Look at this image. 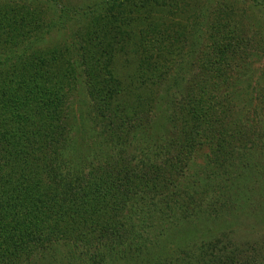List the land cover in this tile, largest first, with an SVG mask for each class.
Masks as SVG:
<instances>
[{"label":"rangeland","instance_id":"374dc122","mask_svg":"<svg viewBox=\"0 0 264 264\" xmlns=\"http://www.w3.org/2000/svg\"><path fill=\"white\" fill-rule=\"evenodd\" d=\"M37 1L0 0V12L14 23L10 34L19 28L15 25L20 22L21 6ZM56 1L79 13L83 7L105 1L114 6L107 8L111 15L131 21V35L132 31L137 36L142 29L146 31L147 47L154 49L158 39L165 45L177 41L180 55L177 52L176 66L172 62L167 66H183L189 71L180 72V76L185 72L184 77L177 78L166 95L184 113H190L195 126L185 128L178 121L168 134L169 109L159 104L160 118L151 128L156 136L146 143L149 147H142L139 135L137 141L127 143L130 147L121 158L126 164L120 162L127 175L125 179L118 175L122 181L121 186L115 182L119 198L111 201L115 206L105 217L117 231L115 238L107 234L109 241L105 242L115 241L108 249L116 254L103 246L95 263L264 264V0H120L114 5L109 0ZM134 1L144 5L135 8ZM56 9H36L37 20L25 36L30 44L22 43L19 36H5L9 49H0L1 58L6 59L0 64V78L28 80L35 72L33 53L63 52L65 45L69 51L78 47L75 30L80 25L65 22L60 29ZM175 27H179L177 32L171 31ZM20 30L26 33L29 28ZM132 68L127 67L133 74ZM164 87L166 90L167 84ZM76 91L65 100L66 105L82 103ZM36 93H30L27 103H33ZM26 104L18 112L14 107H0L1 126L18 129L14 118L26 113ZM177 112L182 114L179 107ZM82 121L87 123L84 117ZM189 130L191 134H187ZM93 136L90 133L84 158L103 175L104 156L112 163L119 157L105 152L109 145L99 146V139ZM187 138L191 143L179 149L178 144ZM157 145L164 152L156 160ZM150 163L154 167L148 171L144 166ZM154 171L158 176H151ZM86 260L82 255L67 262L87 264Z\"/></svg>","mask_w":264,"mask_h":264},{"label":"trees","instance_id":"16d2710c","mask_svg":"<svg viewBox=\"0 0 264 264\" xmlns=\"http://www.w3.org/2000/svg\"><path fill=\"white\" fill-rule=\"evenodd\" d=\"M109 1L114 5L120 0ZM59 3L38 0L32 6L22 5L20 22L15 25L19 28L13 34L10 30H14V23L0 12V49H9L7 34L23 38L22 43L27 41L25 36L37 20L39 7L43 10L58 7L56 26L62 30L65 22L80 25L75 30L78 44L75 49L69 51L70 47L65 45L63 52L48 49L44 55L33 53L35 72L30 79L0 78L2 109L14 107L18 112L27 98L37 92L33 103L26 104V113L22 116L17 113L14 118L18 129L0 124V264H69L70 258L82 255L87 264H96L103 246L105 251L116 254L108 249L115 241L105 242L109 241L107 234L115 238L117 231L105 217L112 213L114 199L119 198L115 182L121 186L122 181L118 175L123 179L127 175L123 168L126 162L121 159L130 147L127 143L137 141L138 135L143 137L142 147L153 141L156 135L151 128L160 118H157L159 104L169 109L168 134L178 121L185 128L195 126L189 120L190 113H184L174 98L168 99L166 95L177 84V78L189 72L183 66L176 69L167 66L168 62L176 66L180 52L177 41H167L165 45L158 39L153 42L154 49L147 47L146 31L142 29L140 36L132 31L131 35V21L126 16L111 15V9L107 8L112 6L105 1L83 7L82 13ZM143 5L134 1L135 8L141 9ZM33 7V11L29 10ZM100 7L102 11H94ZM24 26L29 28L26 33L20 30ZM139 37L141 40L137 41ZM2 56L0 64L6 60ZM127 67H133L134 75ZM182 70L185 72L180 76ZM74 91L81 95V108L75 102L64 103ZM83 117L87 123L82 121ZM90 133L99 139V146L109 145L105 152L119 157L112 163L109 156H104L103 175L84 158ZM191 133L189 130L187 134ZM130 137L133 139L129 140ZM189 143L187 138L178 148ZM70 147L74 150H69ZM162 152L161 145L154 149L156 160L162 158ZM151 164L144 168L150 171L154 167ZM154 175L158 176L156 171L151 174Z\"/></svg>","mask_w":264,"mask_h":264}]
</instances>
